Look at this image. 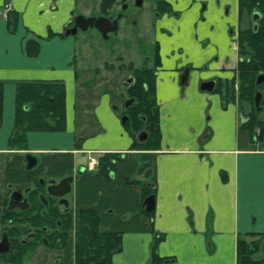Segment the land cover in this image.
Returning a JSON list of instances; mask_svg holds the SVG:
<instances>
[{"label": "crops", "instance_id": "obj_1", "mask_svg": "<svg viewBox=\"0 0 264 264\" xmlns=\"http://www.w3.org/2000/svg\"><path fill=\"white\" fill-rule=\"evenodd\" d=\"M168 1L177 15L159 16L153 38L159 145L141 148L116 127L108 96L80 82L75 35L62 32L79 0H0V211L13 191L39 178L73 177V234L64 247L48 249L43 264H74L82 208L96 210L101 231L121 233L112 264H155L153 257L160 264H237L238 237L264 233V145L242 124L250 105L228 95L230 81L238 82L236 38L251 24L248 11L240 0ZM211 79L214 89L201 90ZM32 80H62L66 104L87 93L98 106L87 121L96 129L81 131L87 123L73 115L71 127L30 131L25 149H11L16 83ZM254 125L262 139L263 121ZM93 151L101 163L90 162ZM28 154L36 161L31 167ZM150 194L154 209L147 212L142 203Z\"/></svg>", "mask_w": 264, "mask_h": 264}, {"label": "trees", "instance_id": "obj_2", "mask_svg": "<svg viewBox=\"0 0 264 264\" xmlns=\"http://www.w3.org/2000/svg\"><path fill=\"white\" fill-rule=\"evenodd\" d=\"M240 7L249 14L257 11V28L250 26L241 29L237 34L238 56L237 76L239 91L235 95L239 102L250 105L251 118L255 116L254 94L261 90L263 97L260 105L264 106V83L256 84L258 74L264 73V0H240ZM29 42V41H28ZM38 52V47L36 48ZM156 63L158 62L157 56ZM105 67H109L107 64ZM131 69L134 82L128 86L127 92L133 97V102L127 108L128 120L125 123L134 135L143 124L146 125L149 138L144 144L135 145L143 148H155L159 145L160 130L158 119V105L155 95V72L153 68L142 65ZM228 95L234 98V80L229 83ZM65 84L62 80H32L16 83L14 126L8 138L11 149H25L26 137L30 131H62L65 129ZM233 93V94H232ZM3 83L0 81V121L2 118ZM260 123L261 120H256ZM101 159L99 162L101 163ZM106 159V158H105ZM112 166L114 163L110 160ZM56 216L59 213L53 212ZM14 215H10L9 217ZM27 219H31L27 217ZM99 215L92 208H82L78 212V228L74 233V264H112V257L121 250L122 235L115 231H101ZM44 217L39 216L37 223H42ZM64 230L50 243L53 248H62L69 241V232L73 229L74 219L69 213L64 220ZM251 239L238 237L237 264H264V233L248 234ZM23 256L12 259L11 256L2 259L7 263L20 264ZM161 258L153 257L155 264H160ZM1 262V260H0ZM12 263V264H13Z\"/></svg>", "mask_w": 264, "mask_h": 264}, {"label": "flooded vegetation", "instance_id": "obj_3", "mask_svg": "<svg viewBox=\"0 0 264 264\" xmlns=\"http://www.w3.org/2000/svg\"><path fill=\"white\" fill-rule=\"evenodd\" d=\"M101 2L102 0H98L97 2H95L94 0H88L86 4H83L84 9H82L81 12L78 13L77 11H74L73 17L65 25L62 31L63 34L65 35V32L71 34L73 27L76 25L78 26V28L73 35H77V33L79 32H91L92 38H94L96 35L99 38L108 39L113 34L116 35L118 33H123L125 36L132 35L133 38L136 37L134 41H137L138 43L139 41H143L142 39H144V37L146 39L148 38L153 43L152 63H150V60H148L147 57L139 66L133 64L132 62H129L126 64L120 63L118 67H120V69H124L123 67H127L128 64H132L134 67L145 65L153 68L155 72V66L153 65H155L156 58H154V56L157 55L155 53L156 41L153 38L155 32L158 29L157 19L159 18V16L161 17L164 14H170L171 16L177 15V12H174V10L172 9L171 3L168 0H113L103 14L101 12ZM131 8H135L137 10L134 11ZM150 12L152 13L150 14ZM77 15H83L85 18L94 17V21L91 22L92 24L87 23V28L85 30L81 29L80 25H82L83 20H76L75 17ZM96 19H98L97 24H95ZM112 26H116L114 30H105L108 27ZM187 71L188 69H186L184 73H186ZM128 77L132 78V81L129 85L126 81ZM126 79L125 89L126 93H128V86H130L134 82L132 71L131 74L126 77ZM206 81L214 80L211 79ZM214 87L215 81L213 89ZM233 88L234 94H232L234 95V98H232L233 96L231 98L236 99V101L240 103L237 97H235V95H237L239 91L238 82L233 85ZM130 99L132 103L133 97L126 98V101ZM130 104L125 105V109L123 111V114H125L123 116L125 117L124 125L129 118L126 110ZM260 107L264 108V106ZM262 108L260 110H262ZM260 110L256 109V118L257 112ZM256 120L260 119H252L251 115L249 114H247V116L242 119V124L251 127L250 129L252 131V138L254 140L255 128L260 131V135L262 134L261 127L254 125L255 123H257ZM142 133L145 134V137L142 140L146 141L149 138V133L148 131H141L139 134H137L138 137ZM134 137H136L135 133ZM99 163V158H96V164ZM68 176H71V174L63 175L57 180L50 179L48 182L45 181L44 178H39L35 186L26 187L23 191L19 192L21 195H19L17 191H13L10 194L8 200L4 203L3 208L0 211V264L13 263H7L2 260L7 256H11L12 259L18 258L20 256H23V258L24 256L30 258L32 257V254L36 250V248H41V246L47 249L53 248L50 243L56 237V235L60 233V231L64 230V220L67 219L68 214L71 212L67 194H65L63 197H56L49 193V189L56 190L52 186L53 182L58 183L64 177L69 178ZM18 196L20 197V199L18 198ZM10 203L13 205V207L11 208ZM56 211L59 213L58 216L53 213ZM9 214L16 216V218H14L13 216L9 217ZM39 216L44 217L42 223L36 222V219ZM27 217H30L31 219L29 220L27 219Z\"/></svg>", "mask_w": 264, "mask_h": 264}, {"label": "rangeland", "instance_id": "obj_4", "mask_svg": "<svg viewBox=\"0 0 264 264\" xmlns=\"http://www.w3.org/2000/svg\"><path fill=\"white\" fill-rule=\"evenodd\" d=\"M82 1L83 0H79L80 3L78 2V5H76L75 11L78 13L84 8L83 4L88 2V0ZM131 9L134 11L137 10L135 8ZM151 13L152 12H150V14ZM248 18V20L251 22V13L248 15ZM246 21L247 20L243 21L241 28L246 26ZM75 38L76 40L73 42V46L75 49L77 62L76 70L80 75V82L85 83L82 85L83 89H87V91L91 92L96 91L97 97L101 96V94L102 96H108L109 108L111 112L115 113L116 115V127L120 125L129 133L130 130L124 125L122 118L125 115L123 114V111L125 109L126 98L130 97L129 94L126 93L124 81L126 77L131 74V69L128 67H123L124 69H120L118 65L120 63L126 64L132 62L133 64L139 66L147 57L148 60H150V63H152L153 43L150 39H146L145 37L142 39L143 41H139L138 43L137 41H134L136 37L133 38L132 35L125 36L123 33H118L116 35L113 34L108 39H103L97 37L96 35L94 38H92L91 32H79L77 35H75ZM106 64L109 67L104 68V65ZM93 76L95 78L92 79ZM94 82L99 83L96 84ZM88 98L89 97L87 96V93H84L76 105L73 103L71 104V102H67L65 105V112L68 127H71L70 121L73 120V115H75L79 119L85 120L88 124H86L81 131L89 132V130L92 131L93 129H96V127L89 126L90 123L87 121L89 118H91V113H95L98 106H96L94 101H91ZM104 100L105 102L107 101L105 98H103L99 102H103ZM240 103L249 106L247 102ZM248 108H250V106ZM257 115V118L262 120L264 123V108L258 111ZM74 120H77V118H74ZM146 130L147 127L145 124H143V126L135 132L136 143L144 144L146 142L145 140H140L141 142H137L139 140L137 134ZM254 130L255 141H260V143L264 145V136L262 139H260V137H258L261 136L259 133L260 131L257 128ZM78 140L79 139H77L76 142ZM91 155V159L95 160L99 155V152L93 151ZM72 228L74 229V226ZM73 229L69 232V236L73 234ZM47 251L48 249L43 246H41V248H36L32 254V257L27 258L24 256V258L21 260V263L43 264L44 262L42 258H47Z\"/></svg>", "mask_w": 264, "mask_h": 264}, {"label": "water", "instance_id": "obj_5", "mask_svg": "<svg viewBox=\"0 0 264 264\" xmlns=\"http://www.w3.org/2000/svg\"><path fill=\"white\" fill-rule=\"evenodd\" d=\"M113 0H102L101 2V12L104 14L105 11H106V8L111 4ZM260 17V14L255 11L252 15V20H253V26H254V29L257 28V18ZM102 18V17H100ZM98 18V19H100ZM76 20H83V23L82 25H80L81 29H86L87 28V23H90L92 24L91 22L94 21V17H91V18H85L83 15H77L75 17ZM98 19L95 20V24H97L98 22ZM78 25V24H77ZM110 25V24H109ZM116 26H112V27H108L107 29L105 30H114ZM77 28L78 26H74L73 27V30L71 31V34H74L76 31H77ZM70 33L68 32H65V35H69ZM126 81L128 82V84L131 83L132 81V78L131 77H128L126 79ZM256 84H261L264 82V73H260L257 75L256 77V80H255ZM213 86H214V81H205V82H202L200 84V89L201 90H207V91H211L213 89ZM262 99V92L261 91H256L255 92V95H254V102H255V106H256V109L257 110H260L261 107L259 106L260 104V101ZM131 102V99L126 101L125 105H128L130 104ZM125 117L122 118V120L124 121ZM140 139H144L145 137V134L142 133L140 136ZM27 159H28V167H31L34 165V163L36 162L35 161V158L34 156H32L31 154H28L27 155ZM69 178L67 177H64L63 179H61L58 183L56 182H53L52 186L54 187V189L56 190H50L49 189V193L52 194L53 196H56V197H63L65 194H67L70 190H71V182H72V176H68ZM19 195H21L19 192H17ZM18 198L20 199V197L18 196ZM11 201V200H10ZM145 207V210L147 212H150L154 209V195L153 194H150L148 196L145 197V199L143 200V203H142ZM13 207V205L10 203V208ZM2 250H5V249H2Z\"/></svg>", "mask_w": 264, "mask_h": 264}, {"label": "built area", "instance_id": "obj_6", "mask_svg": "<svg viewBox=\"0 0 264 264\" xmlns=\"http://www.w3.org/2000/svg\"><path fill=\"white\" fill-rule=\"evenodd\" d=\"M9 8H10V6L6 3L5 6H4V12H3L4 16H6L7 11H8Z\"/></svg>", "mask_w": 264, "mask_h": 264}]
</instances>
